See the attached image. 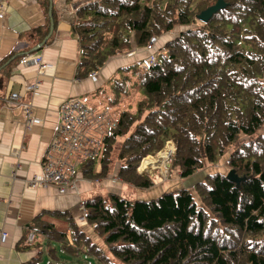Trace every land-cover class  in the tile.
Instances as JSON below:
<instances>
[{"label":"trees","instance_id":"obj_1","mask_svg":"<svg viewBox=\"0 0 264 264\" xmlns=\"http://www.w3.org/2000/svg\"><path fill=\"white\" fill-rule=\"evenodd\" d=\"M66 1L77 2L70 28L79 49L77 78L177 28L154 62L119 66L94 91L116 124L99 156L80 163L81 176L94 181L114 174L124 185L147 189L153 181L137 168L168 141L169 171L186 178L204 161L214 163L241 134L248 139L227 158L236 181L216 171L195 183L209 211L185 189L150 199L109 190L83 201L86 223L104 249L68 210L44 211L24 226L16 245L37 249L24 264H41L44 252L57 258L56 246L70 256H91L95 264H264V0H221L207 19L200 14L218 0ZM42 7L39 43L48 33L49 0ZM51 18L54 25L53 8ZM30 231L35 236L28 243Z\"/></svg>","mask_w":264,"mask_h":264},{"label":"crops","instance_id":"obj_2","mask_svg":"<svg viewBox=\"0 0 264 264\" xmlns=\"http://www.w3.org/2000/svg\"><path fill=\"white\" fill-rule=\"evenodd\" d=\"M0 1L4 5L0 15V65L10 54L16 53L0 70V230L6 233V236L0 235V264H24L37 253V249L17 250L16 245L22 238L24 226L35 215L44 211L68 210L77 226L87 231L83 201L109 191V182L112 181L107 180L118 184L112 178L93 182L79 177L73 187L64 192L51 186L33 188L28 185L27 180L41 172L43 153L59 118L58 104L66 97H79L84 102L81 97L90 100L89 95L119 66L145 61L150 51L135 49L133 45L129 52L109 58L94 77L77 78L78 42L70 32L77 2L51 0L55 15L53 33L48 43L34 49L46 23L43 0ZM152 43L153 49L160 47L161 37L153 39ZM26 53L40 56L46 68L42 71L37 65L19 64ZM35 82L38 83L36 91L27 90ZM12 92L20 93L21 102L30 104L33 122L28 129H25L21 109L7 107L3 102L4 97ZM90 101L85 103L95 106V100ZM94 183H102V191L94 193ZM128 187L131 189L127 192L130 199H133L134 191L135 195L142 192ZM43 242L41 238L40 244ZM47 258L51 259L44 252L42 261Z\"/></svg>","mask_w":264,"mask_h":264},{"label":"built area","instance_id":"obj_3","mask_svg":"<svg viewBox=\"0 0 264 264\" xmlns=\"http://www.w3.org/2000/svg\"><path fill=\"white\" fill-rule=\"evenodd\" d=\"M3 3L0 1V15L3 13ZM153 41V40H152ZM152 41L146 45L152 49ZM155 56L151 55L146 62L152 63ZM19 64L37 65L40 70L46 68L42 58L36 54L24 55ZM96 72L88 74L92 78ZM38 88L35 82L27 87L33 92ZM7 107H19L25 116V129L33 122L30 116V104L21 102L20 93L12 92L3 99ZM58 121L54 132L44 150L41 160V172L27 180L30 187H54L59 192L72 188L74 182L81 176L79 165L88 158L98 157L102 148V140L108 131L116 124L114 116L106 106H91L79 97H66L58 104ZM98 168V166H96ZM98 182V179H94ZM1 236H6L0 230ZM34 232H28L26 240H34ZM49 264V261L45 262ZM90 264V263H88Z\"/></svg>","mask_w":264,"mask_h":264},{"label":"rangeland","instance_id":"obj_4","mask_svg":"<svg viewBox=\"0 0 264 264\" xmlns=\"http://www.w3.org/2000/svg\"><path fill=\"white\" fill-rule=\"evenodd\" d=\"M177 33V28L169 33L163 34L161 36L162 39V43L160 45V47L163 45V43L170 39L173 35H175ZM160 47H156V48H152L150 51V53H148L146 59H148L151 55L155 56V59L158 56V49ZM101 92H95L89 95L90 100H95V106H104L101 105ZM135 95H133V98H135L137 95L136 93H134ZM85 100V102H91L89 99H87L86 97H81ZM130 98H128L129 100ZM127 100V99H126ZM126 102V101H124ZM129 104H131L132 102L129 101ZM248 138L241 134L238 139L232 143L231 145H229L224 152L219 155L216 159V161L214 163H210L207 161H204L203 167L199 170H197L196 172H194L192 175L186 177V178H180L178 176V172L176 169H172L171 171H169V162L171 159V153L173 151V145L170 141L166 142L164 144V146L158 151L156 152L154 155H149L147 157H145L139 167L137 168V170H139V172H142L144 174H148L150 176V178L153 181V185L149 188H147L144 192V189H141L142 192H139L138 194L140 195H135L136 191H134V195H133V199L139 198V199H150V198H155L156 196H158L159 194H161L162 192H168V191H173L176 192L178 190L181 189H185L188 190L193 198L195 203L200 206L204 211H209L208 206L203 202V200L196 194L194 186L195 183L198 181H201L205 178L206 174H213L214 172H221V173H228V167H227V158L229 155V152H231L238 144H240L241 142L246 141ZM162 151H165V153H160ZM160 153V154H159ZM162 154V155H161ZM168 154V155H167ZM167 155V156H166ZM149 161V162H148ZM147 162V163H146ZM143 166V167H142ZM108 178H112V179H116L118 182V184H116L113 180H107V181H112L109 182V184L111 183V188H108L110 191H114L117 192L119 194H122L123 196L127 197V192L131 191V189L128 187V185H124L114 174H111V176L107 177ZM98 181H100L98 179ZM95 182V181H93ZM108 183V182H107ZM120 186V188H119ZM94 193L100 192V190L102 191V187L103 184H98V183H94ZM121 188H123V191L121 190ZM133 189H137L132 187ZM139 190V189H138ZM106 191V190H105ZM140 191V190H139ZM138 192V191H137ZM107 193V191H106ZM104 194V196H106L107 194ZM85 234L90 236L92 238V240H94L97 244V246H99L100 248H105V245L102 241V237L97 235L91 228V226L87 227V231H85ZM57 258H51V259H43L42 263L45 264V262H47V260H49V262H52V264H55L56 261H60L61 263L59 264H95V260L91 257L88 256L82 252H80L79 254H76L74 256H70L67 255L63 252H61L60 248L57 247ZM51 264V263H50Z\"/></svg>","mask_w":264,"mask_h":264},{"label":"water","instance_id":"obj_5","mask_svg":"<svg viewBox=\"0 0 264 264\" xmlns=\"http://www.w3.org/2000/svg\"><path fill=\"white\" fill-rule=\"evenodd\" d=\"M222 6V2L221 0H218L217 3L210 7L209 9H207L206 11L202 12L200 14V17L202 19H207L211 13H213L214 11H216L219 7ZM51 10H52V1L49 0V7H48V16H49V28H48V33L46 34V36L44 37V39L42 40L41 43H39L38 45H36L34 47V49H39L41 48L44 43L49 39V37H51L52 33H53V21H52V18H51ZM226 177L232 181H236L237 177L236 175L234 174L233 170H229L228 173L226 174Z\"/></svg>","mask_w":264,"mask_h":264},{"label":"bare ground","instance_id":"obj_6","mask_svg":"<svg viewBox=\"0 0 264 264\" xmlns=\"http://www.w3.org/2000/svg\"><path fill=\"white\" fill-rule=\"evenodd\" d=\"M162 152H163V151H162ZM163 153H165V152H163ZM165 154H166V153H165ZM167 155H168V154H167ZM167 155H166V156H167ZM148 162H149V161H148ZM146 163H147V162H146ZM142 167H143V166H142Z\"/></svg>","mask_w":264,"mask_h":264}]
</instances>
